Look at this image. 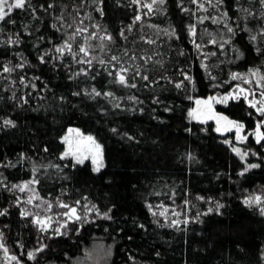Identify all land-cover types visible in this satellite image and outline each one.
Wrapping results in <instances>:
<instances>
[{"label":"trees","instance_id":"1","mask_svg":"<svg viewBox=\"0 0 264 264\" xmlns=\"http://www.w3.org/2000/svg\"><path fill=\"white\" fill-rule=\"evenodd\" d=\"M151 2L26 0L0 21V241L27 264H88L96 246L101 264H264L263 144L250 138L243 161L189 115L235 75L264 73V2ZM85 29L87 61L74 53ZM218 110L264 133L244 99ZM70 126L101 144L99 171L63 158ZM33 179L37 203L88 205L92 217L39 229L20 190ZM157 206L178 207L181 221Z\"/></svg>","mask_w":264,"mask_h":264},{"label":"rangeland","instance_id":"2","mask_svg":"<svg viewBox=\"0 0 264 264\" xmlns=\"http://www.w3.org/2000/svg\"><path fill=\"white\" fill-rule=\"evenodd\" d=\"M9 3L11 0H8ZM140 11L147 10L145 7L146 4H152L151 0H137ZM88 29L81 30L75 37L79 40L83 39V43L80 47L77 44L78 50L74 53L79 54L83 61H87V58L90 56V46H91V36L89 33H86ZM67 45H70L67 47ZM64 49L67 50H75V46L72 43H65L63 46ZM84 48L86 51L81 52L80 49ZM253 73H256L253 75ZM264 73H260L258 71H250L245 74H237L234 77L235 84L232 89L227 93H217L215 95H210L208 97L202 99H194L193 106L189 112L190 119L192 121H199L206 124H211L214 129L217 131V128L220 130L217 131L226 139H229V142L232 145L233 149H239V152H236L243 161H247L248 156L252 153L251 149H248L249 139L252 138L256 143L263 144L264 148V139L257 140V133H263L262 130L252 131L248 130L244 123L224 116L218 110L219 105H227L232 101H239L244 99L247 105L254 108L256 111L258 108H264V96L261 95L264 92ZM250 81V82H249ZM243 90V91H242ZM228 97L225 101L224 98ZM200 101V103H197ZM262 118L259 121V125L264 126V112L257 111ZM234 122V123H233ZM235 125H243L242 128L237 131ZM67 137V141L65 140ZM92 137V141H89L87 138ZM94 141V144H93ZM63 142L65 144V149L63 152V158L72 159L74 162L78 163V157L83 159V162L90 160L96 169L99 167V170L104 166V156L103 149L101 144L89 134H85L79 127L70 126L68 127L64 137ZM69 145H71L72 151L76 153V155L64 156V153L69 150ZM94 145H99V149L97 150ZM246 146V147H245ZM95 159V163L93 162ZM27 185L26 187H24ZM24 188L21 191L22 194L27 195V198L24 200L26 206L32 208L29 209V213L33 215V221L38 226V228L44 230L56 232V230L60 231L64 228L68 222L73 221L76 217L79 219H90L94 210L88 205H72L68 207H63L62 203L57 204H44L42 201L37 203L38 197L36 194V181L29 180L24 182L22 186ZM75 208V215H72L71 209ZM155 214L159 218H163L166 223L176 222L179 223L183 216V212L178 207L172 206H157L154 209ZM163 213V215H161ZM39 220L41 223H37ZM104 249L102 246H96L94 248L93 254L87 257L88 264H101L100 255H103ZM31 254V255H30ZM28 257L32 259L34 257V252L28 254ZM0 264H27L24 262L19 256L14 255L8 251V249L3 245L2 241H0Z\"/></svg>","mask_w":264,"mask_h":264},{"label":"snow or ice","instance_id":"3","mask_svg":"<svg viewBox=\"0 0 264 264\" xmlns=\"http://www.w3.org/2000/svg\"><path fill=\"white\" fill-rule=\"evenodd\" d=\"M156 2H157V0H153V3H156ZM262 2H264V0H262ZM159 3L163 4L164 0H159ZM25 4H26V0H14L13 3H9L8 0H0V21H5L6 20V17L9 16V10H11V9H23L25 7ZM145 7H147L149 10H151L152 9V4H146ZM136 19L139 20V19H141V17L137 16ZM7 22L12 23L13 21L8 20ZM229 31H231V29H229ZM108 39H111V37H108ZM213 42H215V41H213ZM67 47H69V49H70L71 46L67 45ZM197 47H199V45H197ZM57 51H60V49H57ZM80 51L84 52V51H86V49L81 48ZM112 59L116 60L117 58L114 56V57H112ZM5 71H10V69H5ZM122 71H126V69L122 70ZM255 74L256 73H253V75H255ZM143 78L147 79V77H143ZM262 79H264V77H262ZM119 83H121V84H126L127 83L126 78H125L124 75H120L119 76ZM131 86L135 87V84H132ZM179 86L180 85H177V87H179ZM96 94L99 95L100 93H96ZM108 95H111V93H108ZM261 95L264 96V92H262ZM227 99H228V97L224 98L225 101ZM197 103H200V101H198ZM257 111L264 112V108H258ZM3 123L5 125L15 127L14 122L11 121V120H5V121H3ZM235 126L237 128V131H239V129L243 127V125H235ZM219 130L220 129L217 128V131H219ZM113 131H115V130H113ZM67 139L68 138L65 137L66 141H67ZM87 139L89 141H92V137H88ZM260 139H264V133H259L258 132L257 133V140L259 141ZM93 144H94V141H93ZM94 146H95V148L97 150L99 149V145H94ZM233 151L239 152V149H233ZM69 155H76V153L72 151L71 145H69V150L64 153V156H69ZM77 159H78V163H83V159H80L79 157ZM93 162L95 163V159H94ZM258 166L259 165H251L250 167H258ZM96 171H99V167L96 168ZM26 186L27 185H25L24 187H26ZM16 187H20V186H16ZM20 190L23 191L24 188L20 187ZM259 202H260V197H255L253 199L245 200L244 203L248 204L249 206H251L253 203H259ZM62 206L63 207H68V205H62ZM218 207H222V206L218 205ZM211 211H212V209H209V212H211ZM71 212H72V215L74 216L75 212H76V209L75 208L71 209ZM261 212H262V214H264V209H262ZM2 214L3 213H0V215H2ZM105 215H107V214H105ZM161 215H163V213H161ZM76 219H79V217H76ZM37 223H41V222L39 220H37Z\"/></svg>","mask_w":264,"mask_h":264}]
</instances>
